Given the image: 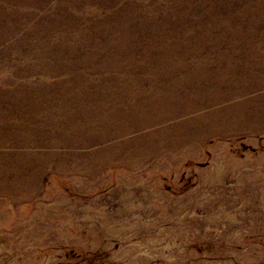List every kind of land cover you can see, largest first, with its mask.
<instances>
[{"label": "rangeland", "instance_id": "rangeland-1", "mask_svg": "<svg viewBox=\"0 0 264 264\" xmlns=\"http://www.w3.org/2000/svg\"><path fill=\"white\" fill-rule=\"evenodd\" d=\"M0 264H264V0H0Z\"/></svg>", "mask_w": 264, "mask_h": 264}, {"label": "bare ground", "instance_id": "bare-ground-1", "mask_svg": "<svg viewBox=\"0 0 264 264\" xmlns=\"http://www.w3.org/2000/svg\"><path fill=\"white\" fill-rule=\"evenodd\" d=\"M222 180H223V175L220 174V172H216L214 173L213 175L210 176V181L213 183V184H221L222 183ZM242 186V182L239 180L236 182L235 184V187L236 189H239L241 188ZM125 214L128 213L127 209H125L124 211ZM119 226V225H118ZM118 226H113V227H105V230L107 232H111L113 231V229H117Z\"/></svg>", "mask_w": 264, "mask_h": 264}]
</instances>
